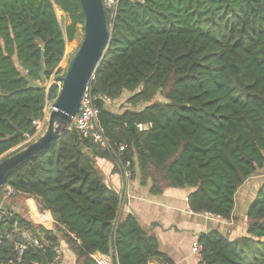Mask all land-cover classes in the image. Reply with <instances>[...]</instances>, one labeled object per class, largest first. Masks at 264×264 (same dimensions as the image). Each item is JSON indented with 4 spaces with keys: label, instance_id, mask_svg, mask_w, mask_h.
<instances>
[{
    "label": "trees",
    "instance_id": "obj_1",
    "mask_svg": "<svg viewBox=\"0 0 264 264\" xmlns=\"http://www.w3.org/2000/svg\"><path fill=\"white\" fill-rule=\"evenodd\" d=\"M83 24L78 0H0V160L35 134L46 100L59 91L40 82L41 64L48 81ZM26 78L41 87L29 89ZM89 87L105 137L127 145L122 159L150 194L191 188L192 212L228 221L239 188L264 169V0H118ZM126 92V103L141 107L107 108ZM15 127L22 136L8 139ZM95 155L113 161L72 126L8 177L5 186L34 197L54 221L52 230L34 224L24 197L16 198L14 219L46 242L21 264H54L52 248L61 243L76 264L110 251L113 264H173L134 216H120L118 193L104 182ZM245 220L238 240L217 229L201 234L200 264H264V182ZM0 264H16L7 243L0 244Z\"/></svg>",
    "mask_w": 264,
    "mask_h": 264
},
{
    "label": "crops",
    "instance_id": "obj_2",
    "mask_svg": "<svg viewBox=\"0 0 264 264\" xmlns=\"http://www.w3.org/2000/svg\"><path fill=\"white\" fill-rule=\"evenodd\" d=\"M93 162L106 185L122 196L120 216H134L138 223L156 238L160 252L166 255L173 264H200V257L192 253V244L198 240L201 234L208 233L213 229L220 230L229 240L245 237L246 211L243 212L244 205H249L264 182V169L246 180L236 193L231 219L224 221L218 217L192 212L187 200L188 195L193 191L191 188H166L161 194L152 195L149 192L150 184H141L138 174L133 176L131 181L122 184L119 173L111 160L95 155ZM257 178L263 180L250 182ZM248 183L252 184V191L248 189ZM25 199H27L24 203L29 219L39 225L38 212L45 210L40 209V205L34 197L27 196ZM29 201L32 202L33 208ZM238 203H242L240 217L237 214ZM46 212L49 213V217L53 221L50 212ZM49 224L50 222L48 227H45L46 230H52L54 221L50 226L51 229ZM60 245L63 256L58 264H76V257L72 251L65 244L61 243ZM148 264L159 263L149 261Z\"/></svg>",
    "mask_w": 264,
    "mask_h": 264
},
{
    "label": "built area",
    "instance_id": "obj_3",
    "mask_svg": "<svg viewBox=\"0 0 264 264\" xmlns=\"http://www.w3.org/2000/svg\"><path fill=\"white\" fill-rule=\"evenodd\" d=\"M102 3L106 19L108 17V20L110 22V24L107 25L111 31V24L116 15L118 0H102ZM61 62L55 72L49 78V84H47V88L55 83L60 91L62 86V78L64 77V73L66 72L64 68L60 67ZM93 78L94 76L90 79V81L93 80ZM89 83L87 84L84 94L81 98L79 112L74 118L72 126L83 138L89 139L98 148L103 149L104 151L109 153V155L113 159L112 162L114 163L119 173L121 183L124 184L125 182L131 181V179L133 178L135 167L132 165V162L122 159V155L126 150L127 145L119 144L117 146H112L109 143L108 139L105 137L104 131L98 123L99 110L94 104V99L91 95ZM54 101L49 102L46 100L43 119L34 123L36 132L32 137H28V139L31 140L42 132L43 127L48 121V117L52 110ZM137 127L140 130L143 129L142 125H138ZM18 196H23V201H27V199H25L27 195L15 191L10 186H3L0 190V244L7 243L11 245L16 255V264H21L22 258L28 250L44 251L46 242L41 236H38L36 233H34L31 227L19 225L18 220L14 219V216L20 213L19 204L16 199ZM118 197L119 204H121L122 196L118 194ZM38 213L40 217L39 225L43 228H47L48 223L50 222V228V226L53 224V221L50 219L49 213L46 211H41ZM204 215L213 217V215L207 213H204ZM201 252V245L198 243V241H194L192 244V253L195 256L200 257ZM52 253L54 255V263L58 264L63 256L61 247L59 245L54 246L52 248ZM90 258L93 261V264H113L112 251H110L109 254H90Z\"/></svg>",
    "mask_w": 264,
    "mask_h": 264
},
{
    "label": "water",
    "instance_id": "obj_4",
    "mask_svg": "<svg viewBox=\"0 0 264 264\" xmlns=\"http://www.w3.org/2000/svg\"><path fill=\"white\" fill-rule=\"evenodd\" d=\"M78 1L84 16L83 39L72 55L62 78V86L52 105L46 129L36 140L0 161V190L14 171L49 150L63 133L72 128L86 86L105 55L111 31L106 22L102 0ZM41 67L39 77L40 82L44 83L45 67L43 63ZM26 81L29 89L41 87L39 83H35L29 78H26ZM14 130L15 133L8 136V139L22 136L16 127ZM262 242L264 243V238Z\"/></svg>",
    "mask_w": 264,
    "mask_h": 264
},
{
    "label": "rangeland",
    "instance_id": "obj_5",
    "mask_svg": "<svg viewBox=\"0 0 264 264\" xmlns=\"http://www.w3.org/2000/svg\"><path fill=\"white\" fill-rule=\"evenodd\" d=\"M57 16H58V18H60V17H62L63 16V14L62 13H60V12H57ZM67 21V23H68V20H66ZM82 39H83V28L81 27V26H79V29H78V33H77V36H76V39L73 41V43H71V44H67L66 45V49H65V55H64V57H63V59H62V62H61V68H64L65 70L67 69V67H68V64H69V61H70V59H71V57H72V55L75 53V51L78 49V47H79V45H80V43H81V41H82ZM53 81V80H52ZM47 84H49V80L48 81H45V87H47ZM132 94L131 93H129V92H126V93H124L123 94V96L120 98V99H118V100H115V101H113V102H107L106 103V106H107V108L109 109V110H111V111H113V112H119V111H121V110H123L124 108H129V109H138L139 107H141L140 105L139 106H136V107H133V106H131V105H129V104H127L126 103V100H127V98L128 97H130ZM156 99L157 100H159V101H165L161 96H157L156 97ZM46 125H47V123H46ZM46 125L43 127V130H42V132L38 135V136H36L35 138H33V139H26L20 146H22V145H24V144H27V143H29V142H32V141H34V140H36L44 131H45V129H46ZM19 146V147H20ZM1 161V160H0ZM260 179H262V178H257V180H252V181H250V182H258ZM263 180V179H262ZM249 185V186H248ZM248 185H247V187H248V189L250 190V191H252V189H253V187H252V184L251 183H248ZM239 197V196H238ZM238 202H239V200H238ZM245 203V202H244ZM247 206L248 205H244V209H243V212H245L246 211V209H247ZM241 207H242V203L241 204H239L238 203V216L240 217V214H241Z\"/></svg>",
    "mask_w": 264,
    "mask_h": 264
},
{
    "label": "bare ground",
    "instance_id": "obj_6",
    "mask_svg": "<svg viewBox=\"0 0 264 264\" xmlns=\"http://www.w3.org/2000/svg\"><path fill=\"white\" fill-rule=\"evenodd\" d=\"M31 204H32V202H31ZM32 208H33V206H32ZM36 218H38V216H35Z\"/></svg>",
    "mask_w": 264,
    "mask_h": 264
}]
</instances>
